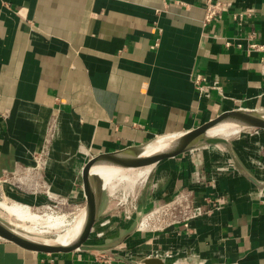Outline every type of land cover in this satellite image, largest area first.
Wrapping results in <instances>:
<instances>
[{
	"label": "crops",
	"instance_id": "obj_1",
	"mask_svg": "<svg viewBox=\"0 0 264 264\" xmlns=\"http://www.w3.org/2000/svg\"><path fill=\"white\" fill-rule=\"evenodd\" d=\"M222 1L205 23V0H0V179L32 165L56 130L44 175L82 208L93 155L257 109L261 97L264 109V0ZM141 191L142 210L183 195L207 211L154 229L113 215L117 233L87 241L97 248L42 252L0 237V264H264L263 129L159 161ZM216 197L222 207L208 211ZM110 208L99 198L93 234Z\"/></svg>",
	"mask_w": 264,
	"mask_h": 264
},
{
	"label": "bare ground",
	"instance_id": "obj_2",
	"mask_svg": "<svg viewBox=\"0 0 264 264\" xmlns=\"http://www.w3.org/2000/svg\"><path fill=\"white\" fill-rule=\"evenodd\" d=\"M246 109L253 110L256 108ZM245 128L246 126L231 121H225L209 128L207 135L230 139L231 136ZM179 135L180 134H166L162 136L163 138L161 141L156 140L158 138L156 137L140 149L138 156L145 157L153 155L168 148ZM213 146H222V144H216ZM153 165L154 164L139 167H122L101 163L91 168L89 177L91 179L98 178L102 183V187L107 189L110 194H113L120 188L124 190H132L136 186H141L148 179ZM155 212H157V210H154L150 214H155ZM5 216L8 219H6ZM0 217L4 219L15 232L27 239L50 245L66 246L76 241L82 234L87 220V206L85 205L83 208H80L75 216V220L69 222L66 221L63 216H57L50 213L41 214L33 211L28 203L12 199L8 200L6 198L0 200ZM148 219L149 215H146L142 219L140 223L141 228L145 229L146 226H149L147 225L149 224L147 221ZM157 219L158 222H160V214H158ZM50 227L57 229L61 227L63 228L57 231V236L53 239L39 237L40 235L38 234L47 232L48 229L46 228L50 229ZM31 233H34V235Z\"/></svg>",
	"mask_w": 264,
	"mask_h": 264
},
{
	"label": "water",
	"instance_id": "obj_3",
	"mask_svg": "<svg viewBox=\"0 0 264 264\" xmlns=\"http://www.w3.org/2000/svg\"><path fill=\"white\" fill-rule=\"evenodd\" d=\"M231 121L246 127H255L264 130V114L255 112L249 109H230L219 113L217 116L205 121L204 123L191 128L181 133L171 145L153 155L139 157L138 153L128 154L127 152H103L90 157L83 165L81 174L82 190L86 199L87 206V220L84 230L80 237L70 245H50L27 239L26 237L15 232L10 225L0 219V237L16 243L17 245L35 251L42 252H60L71 251L75 249L97 248L98 246L89 245V240L95 221L98 217L99 198L96 195L95 189L92 185V179L89 177V172L92 167L97 164H112L122 167H139L149 164H156L159 161L175 157L186 151L197 148L199 146H209L216 144L230 143L229 139L220 136H208L207 131L209 128L225 122ZM248 176L259 183L252 175ZM149 264L160 263L157 259H148Z\"/></svg>",
	"mask_w": 264,
	"mask_h": 264
},
{
	"label": "rangeland",
	"instance_id": "obj_4",
	"mask_svg": "<svg viewBox=\"0 0 264 264\" xmlns=\"http://www.w3.org/2000/svg\"><path fill=\"white\" fill-rule=\"evenodd\" d=\"M261 108H262V97L260 98V100L257 104V109H254V111L261 113V114H264V110ZM261 131H262V129L260 130V132H256L254 127H246L245 129H241L237 134L231 136L229 141H232V140L238 138L239 136L241 137L242 135H250L251 133L258 135L261 133ZM162 138L163 137L161 136V137L157 138L156 140L161 141ZM139 151H140V149H135V150L127 152V153L128 154H136ZM9 176L11 177V175H9ZM5 178H7V176H3L0 179V200L7 198L8 200L12 199V200L21 201V202L30 204L32 210L36 211L38 213H41V214L50 213V214L57 215V216H63L64 219L66 221H69V222H73V220H75V218H76L75 216L79 212L80 207H71L70 202H68V198L63 200L62 203H60V202H58V200H56L54 203H57L58 205L59 204L60 205L57 206L56 208H53L52 210L48 209L44 205L47 203V201H45L43 203V205H36V204L34 205L31 202L25 201L24 199L23 200L20 199L19 196L17 197L16 195H19V194H17V192H18L17 190H14L13 192L8 190L12 186L11 185L12 178L8 177L9 179H7V180ZM147 181H148V179L141 186H136L132 190H124V189L120 188L115 193L110 194L107 189H104L102 187V183L98 178L92 179V185L95 189L97 197L102 198L104 200L105 205H110L111 208L109 210H107L101 217V218H108L109 222L107 221L101 226V227H103V229H100V230L96 229L94 232V233H96V235L93 234V232H92L93 235L89 238L91 241L92 240L97 241L99 238L102 239L104 236L105 237L107 236L109 238L112 235H114L115 232L117 233L115 225H112L113 220L110 221L111 220L110 218H112L111 216H113V215H118V214L122 213L123 217L127 218V220H131L132 222L135 221V223H138L137 228H139V229H141L140 223L146 215H149V219L147 220L149 223L147 225H149V226H146L145 229H154V228L160 227L163 224V221L168 219L169 216H168V214H166V211H165L166 209L164 207H161V205L163 203H159L157 205L155 204L152 208H148L146 210H142L141 208H139V203L141 201V193H142L141 189L145 186ZM1 188H3V190ZM4 188L6 190H4ZM26 190L27 191H25V192L27 193V195L32 194V193H30V190L28 188ZM25 197L27 199H30L29 198L30 196L29 197L25 196ZM83 206H85V204ZM154 210H157L158 214L162 215L160 222H158V219H157V217H158L157 212H155V214L153 213L152 215L150 214ZM5 218L8 219L6 216H5ZM0 219L2 221H4L5 223H7L1 217H0ZM61 228H63V227H61ZM61 228H59V229L53 228V227H50V229L46 228V229H48L47 232H43V233L38 234V235H40L39 237H42V238L53 239L57 236V231L61 230ZM31 234L34 235V233H31Z\"/></svg>",
	"mask_w": 264,
	"mask_h": 264
},
{
	"label": "built area",
	"instance_id": "obj_5",
	"mask_svg": "<svg viewBox=\"0 0 264 264\" xmlns=\"http://www.w3.org/2000/svg\"><path fill=\"white\" fill-rule=\"evenodd\" d=\"M227 5L228 4L224 3L222 0H205V23H210L211 21L220 18ZM241 14L243 13H237L238 20H240ZM250 45L252 48L256 49L263 47V45H260L257 42H252ZM201 78L202 77H198L197 80L199 81ZM254 129L256 132H260L261 130L255 127ZM55 134L56 130L52 129L50 136L45 139L42 147L34 152V163L32 165H20L13 171L4 173V176H7L5 179L12 178V183L14 185L23 189L28 188L30 192L34 194L45 195L47 203L44 205L51 210L60 205L54 203L56 200L62 203V201L66 199L64 196L59 195L52 190L51 184L44 175L45 169L50 162V154ZM9 175H11V177ZM222 205V198L216 197L212 200L208 211L220 209ZM161 207L166 209V214L169 216L168 219H166L168 223L180 221L181 219L190 220L199 217L207 211L202 205H195L192 200L184 198L183 195H178L171 201L163 203ZM160 216L162 217V215Z\"/></svg>",
	"mask_w": 264,
	"mask_h": 264
}]
</instances>
